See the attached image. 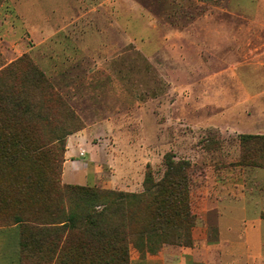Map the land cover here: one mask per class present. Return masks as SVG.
<instances>
[{
  "label": "rangeland",
  "instance_id": "rangeland-1",
  "mask_svg": "<svg viewBox=\"0 0 264 264\" xmlns=\"http://www.w3.org/2000/svg\"><path fill=\"white\" fill-rule=\"evenodd\" d=\"M23 54L57 95L22 123L65 132L61 182L140 191L147 162L158 177L166 152L191 161V244L130 243L129 264L215 239L254 264L224 219L264 216V167L237 162L238 135L264 133V0H0V70Z\"/></svg>",
  "mask_w": 264,
  "mask_h": 264
},
{
  "label": "trees",
  "instance_id": "trees-1",
  "mask_svg": "<svg viewBox=\"0 0 264 264\" xmlns=\"http://www.w3.org/2000/svg\"><path fill=\"white\" fill-rule=\"evenodd\" d=\"M26 58L0 70V225L19 226V264H129L130 243L150 252L163 243L191 244L194 168L187 158L166 152L158 177L147 162L140 191L61 182L65 132L53 134L51 144L40 137L45 124L22 123L34 115L50 120L44 108L57 98ZM22 60L31 75L15 73ZM238 138L237 162L264 167V133Z\"/></svg>",
  "mask_w": 264,
  "mask_h": 264
},
{
  "label": "crops",
  "instance_id": "crops-1",
  "mask_svg": "<svg viewBox=\"0 0 264 264\" xmlns=\"http://www.w3.org/2000/svg\"><path fill=\"white\" fill-rule=\"evenodd\" d=\"M228 205L229 204H227V206ZM257 206L258 204H256V207ZM227 213L229 215H227L228 217L224 220L239 224L231 228L234 229V233L237 234L239 238L245 239V242L241 244V246L249 255L250 260L254 262V264H264V251L262 250L264 216L259 213V211L257 212V210L253 213H246V211H244L243 216L231 214L229 210ZM244 223H250V229L247 230L246 226L240 225ZM258 236L259 247L258 243L253 241L254 237L258 238ZM248 238H250V243L248 242ZM223 242L224 241L220 239L219 241L215 239L214 241H206L205 243H198L194 240L193 245L186 247L182 246L176 253L168 254V251L171 250V248H169L167 252L162 254L161 259H159L162 264H196L197 259H201L199 255H205L203 264H242V259L240 258L227 261L228 259L223 254L220 247ZM206 252L209 253V257H206ZM242 253H244V251ZM167 256L169 257L168 262L165 260ZM0 264H19L17 224L0 226Z\"/></svg>",
  "mask_w": 264,
  "mask_h": 264
}]
</instances>
